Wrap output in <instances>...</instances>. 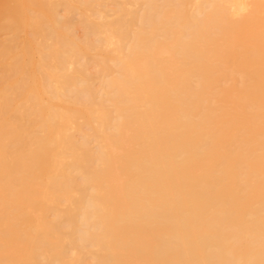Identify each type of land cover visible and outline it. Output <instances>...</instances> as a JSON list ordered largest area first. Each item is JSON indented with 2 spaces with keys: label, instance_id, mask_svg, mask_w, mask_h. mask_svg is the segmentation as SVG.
<instances>
[{
  "label": "bare ground",
  "instance_id": "obj_1",
  "mask_svg": "<svg viewBox=\"0 0 264 264\" xmlns=\"http://www.w3.org/2000/svg\"><path fill=\"white\" fill-rule=\"evenodd\" d=\"M0 35V264H264V0H0Z\"/></svg>",
  "mask_w": 264,
  "mask_h": 264
},
{
  "label": "rangeland",
  "instance_id": "obj_2",
  "mask_svg": "<svg viewBox=\"0 0 264 264\" xmlns=\"http://www.w3.org/2000/svg\"><path fill=\"white\" fill-rule=\"evenodd\" d=\"M61 13H62V14H63V13L65 14V11L63 10V8H61ZM77 16H78V15H77ZM77 16L75 17L76 19H77ZM77 27H78V28H77ZM76 29H77V33H79V34L82 33V28H81L80 25H79V26L77 25V26H76ZM79 31H80V32H79ZM2 35H3V34H2ZM7 35H8L7 33H4V37H5V36L7 37ZM2 37H3V36H2ZM4 37L1 38V35H0V38H1L2 40H4ZM23 38H24V37H22V39H23ZM2 40H0V46H1V44H2V43H1Z\"/></svg>",
  "mask_w": 264,
  "mask_h": 264
}]
</instances>
